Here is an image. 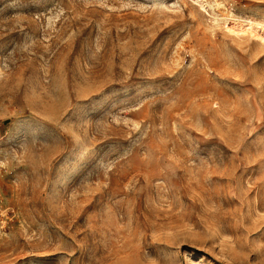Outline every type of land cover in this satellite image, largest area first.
<instances>
[{"label":"rangeland","instance_id":"1","mask_svg":"<svg viewBox=\"0 0 264 264\" xmlns=\"http://www.w3.org/2000/svg\"><path fill=\"white\" fill-rule=\"evenodd\" d=\"M0 264H264V0H0Z\"/></svg>","mask_w":264,"mask_h":264}]
</instances>
